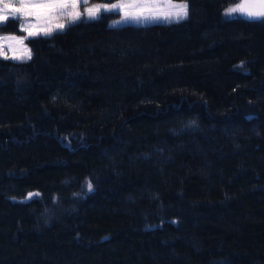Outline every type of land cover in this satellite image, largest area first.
<instances>
[{
  "label": "trees",
  "instance_id": "trees-1",
  "mask_svg": "<svg viewBox=\"0 0 264 264\" xmlns=\"http://www.w3.org/2000/svg\"><path fill=\"white\" fill-rule=\"evenodd\" d=\"M241 2L0 58V264H264V20Z\"/></svg>",
  "mask_w": 264,
  "mask_h": 264
},
{
  "label": "rangeland",
  "instance_id": "rangeland-1",
  "mask_svg": "<svg viewBox=\"0 0 264 264\" xmlns=\"http://www.w3.org/2000/svg\"><path fill=\"white\" fill-rule=\"evenodd\" d=\"M89 2L90 0H4V3H0V15L6 18L0 21V26L9 20L17 21L23 35H0V58L14 62L28 61L27 54L32 56V53L27 40L50 37L82 20H96L102 13L116 15L113 20L117 23L112 24V20L110 27L172 24L168 21L179 10L177 4L180 3L174 0H118L110 4ZM89 9L92 10L91 14ZM186 10L188 12V6ZM237 14L238 11L226 13V16L234 17Z\"/></svg>",
  "mask_w": 264,
  "mask_h": 264
},
{
  "label": "water",
  "instance_id": "water-1",
  "mask_svg": "<svg viewBox=\"0 0 264 264\" xmlns=\"http://www.w3.org/2000/svg\"><path fill=\"white\" fill-rule=\"evenodd\" d=\"M238 9H244L238 11L241 19L247 22H260L264 20V0H242ZM256 13H262L256 15Z\"/></svg>",
  "mask_w": 264,
  "mask_h": 264
},
{
  "label": "snow or ice",
  "instance_id": "snow-or-ice-1",
  "mask_svg": "<svg viewBox=\"0 0 264 264\" xmlns=\"http://www.w3.org/2000/svg\"><path fill=\"white\" fill-rule=\"evenodd\" d=\"M74 2H75V0H74ZM0 3H4V0H0ZM186 9H187V8H179V10H178L175 14L179 15V14L183 13L184 15H188V12H187ZM238 10L243 11L244 9H238ZM88 11H89V13L91 14L92 10L89 9ZM226 11H229V10H226ZM230 11H232V12H236V11H237V8H233V9H231ZM261 14H262V13H256V15H261ZM5 18H6V17L0 15V21L4 20ZM73 18L75 19V17H73ZM114 25H115V24H114ZM59 27H63V26H62V25H59ZM31 58H32L31 54H30V53L27 54V59L30 60ZM85 187H86L89 191H91V190L93 189V184L91 183V181L86 180V181H85ZM28 195L31 196L32 194L29 193ZM24 202H27V201H24Z\"/></svg>",
  "mask_w": 264,
  "mask_h": 264
},
{
  "label": "clouds",
  "instance_id": "clouds-1",
  "mask_svg": "<svg viewBox=\"0 0 264 264\" xmlns=\"http://www.w3.org/2000/svg\"><path fill=\"white\" fill-rule=\"evenodd\" d=\"M187 6H188L187 5V0H181V2L177 4L178 8H187ZM233 8H235V7H228L226 10H229V11L225 10L226 13H232V11H230V10L233 9ZM237 11H239V10L237 9ZM186 18H187V15H184L183 13H181L179 15L174 13L172 19L169 20L168 23H180ZM111 23L115 24V23H117V21L113 20Z\"/></svg>",
  "mask_w": 264,
  "mask_h": 264
}]
</instances>
